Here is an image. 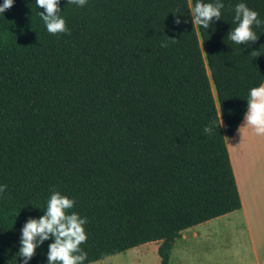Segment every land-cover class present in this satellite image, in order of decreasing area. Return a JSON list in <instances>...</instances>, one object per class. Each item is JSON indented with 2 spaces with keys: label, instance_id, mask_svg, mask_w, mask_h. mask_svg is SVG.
Masks as SVG:
<instances>
[{
  "label": "trees",
  "instance_id": "1",
  "mask_svg": "<svg viewBox=\"0 0 264 264\" xmlns=\"http://www.w3.org/2000/svg\"><path fill=\"white\" fill-rule=\"evenodd\" d=\"M238 2L205 31L195 0H61L68 32L51 34L34 0H14L0 16V264H16L53 188L86 218L84 264L157 242L169 264L181 231L240 209L224 134L264 81V27L229 40ZM245 2L264 19V0Z\"/></svg>",
  "mask_w": 264,
  "mask_h": 264
},
{
  "label": "clouds",
  "instance_id": "2",
  "mask_svg": "<svg viewBox=\"0 0 264 264\" xmlns=\"http://www.w3.org/2000/svg\"><path fill=\"white\" fill-rule=\"evenodd\" d=\"M14 0H2L0 2V16L9 9ZM61 0H34L37 15L43 21L47 32L51 34L67 33L66 22L60 15ZM76 7H83L87 0H67ZM225 7L224 0H195L190 6L191 23L205 31L209 28L210 21L219 20L221 10ZM232 17L235 27L227 34L229 40L237 45L254 42L258 39L255 28L264 27V19L255 10L247 6L245 0L234 5ZM181 16L174 15L173 23L181 24ZM166 37V36H165ZM169 40L170 39L166 37ZM161 46H165L163 43ZM256 52H253L254 55ZM222 125L215 121L206 125L205 133L211 134ZM251 128L256 135H264V82L250 87L246 99V109L242 113V126L239 128ZM227 141L229 139L225 138ZM6 184L0 183V194L5 193ZM74 199L53 188L46 201L44 214L39 218L29 217L20 229L19 248L16 253V264H28L33 257L36 248L45 240H51L47 246L46 264H84L87 253L80 247L86 241V218L73 208ZM19 258V259H17Z\"/></svg>",
  "mask_w": 264,
  "mask_h": 264
},
{
  "label": "crops",
  "instance_id": "3",
  "mask_svg": "<svg viewBox=\"0 0 264 264\" xmlns=\"http://www.w3.org/2000/svg\"><path fill=\"white\" fill-rule=\"evenodd\" d=\"M241 126L242 120L232 136L224 134L240 209L190 227L189 245L201 244L208 237L222 240L229 234V239L238 236L236 243L246 251L240 249L238 254H227L207 264H264V135H256L251 128L239 130ZM238 220L242 221L244 231L233 228ZM213 223L220 226L219 229L211 231L209 227ZM179 238L186 239L182 231Z\"/></svg>",
  "mask_w": 264,
  "mask_h": 264
},
{
  "label": "rangeland",
  "instance_id": "4",
  "mask_svg": "<svg viewBox=\"0 0 264 264\" xmlns=\"http://www.w3.org/2000/svg\"><path fill=\"white\" fill-rule=\"evenodd\" d=\"M253 227V225H251ZM220 226L216 223L209 227L211 231L219 229ZM234 229L244 231L242 221L238 220L233 226ZM192 228L182 231L186 239H176L174 246L171 250L169 264H207L214 261H219L221 257L227 254H238L240 249L246 251L244 247L238 243L239 237L233 236L229 239L230 235L224 236V239L208 237L203 240V243L189 245V233ZM157 243H147L135 248L126 250L122 253L115 254L104 258L100 261L91 264H160L159 256L157 253Z\"/></svg>",
  "mask_w": 264,
  "mask_h": 264
}]
</instances>
